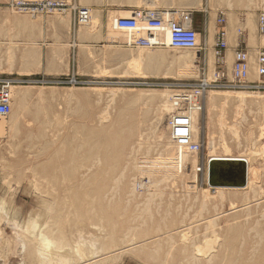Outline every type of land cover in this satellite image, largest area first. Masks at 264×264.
Here are the masks:
<instances>
[{"label": "rangeland", "instance_id": "rangeland-1", "mask_svg": "<svg viewBox=\"0 0 264 264\" xmlns=\"http://www.w3.org/2000/svg\"><path fill=\"white\" fill-rule=\"evenodd\" d=\"M60 1H63L64 3L68 5L67 13L69 14V17L67 18H63L62 13L58 11H54V12H50L46 14H38V15H33L30 12L29 13L24 12V11L22 12V11H19L17 9H13L12 7H10L7 4L8 0H4L3 2L4 4L0 5V74L1 73H12V75L15 77L16 76L30 77V76H22L19 74H29L31 72L37 71L44 57L45 49L47 52L51 53V56H55L56 55L55 54V51H56L55 42L57 41L56 29L59 26L58 23L67 25L69 21L71 22L72 19H73V23H75L74 15H75V11L77 8L86 7L89 10L90 17H89V21L85 25L76 24V27L83 29V31L89 32V34H96L95 38L93 39L94 43L91 46H85L84 47L85 49H83L86 60H90V63H84V65H86L85 69H77L75 71H67L65 73H60V74L45 73V74L36 76L38 78L53 79V78H56L62 75H75L76 77H78V79L82 80L84 83L75 85V86H70V85L69 86H57L54 84L16 85L22 88H29L31 91V97L29 98V100L27 101V104L25 105L26 109L23 110L21 115H19V124L21 125L20 135H17L15 137H12L9 133H4L0 135V264H5V263L6 264H34L35 263L34 261L36 260V258L34 257V255H29V252H28L29 242H27L32 237V232H31L32 228L30 227V223L32 222L36 223L35 232H38L40 229L41 231L44 232L45 230L43 229H46V233H47V230L49 231L48 228H51L52 226V223L50 222L52 220L51 219L52 215H51V212L47 210L48 209L47 203L51 201V197L49 196V194H47V190H46V188L49 187L48 185L49 178L47 180H43L45 179L44 176L39 173L40 162L42 161L44 157V155L41 153V148L39 145L40 140L38 138L39 132L43 130V127L39 125L41 120L44 119L48 121L46 124H44V128L46 131L45 133L49 135H53L54 140H55V143L53 144V146H51L53 148L50 147V150L46 154V156L51 154V152H53L54 149L55 150L62 149L63 150L62 153L66 154V152L68 151V148H67L68 145H66L68 137L81 136L85 131L89 129L104 128V126L106 127L107 125H110L113 119L115 120L116 116L123 109L122 107H125V102H124L125 95L123 94H126V95L127 93L134 94V93H137L139 90H144L148 92L149 91L159 92V91H165L166 89L168 90V91L166 90L167 92L171 91V93H173L172 92L173 90L171 88L165 89V87H148L144 85L135 84L143 80L144 81L157 80V78L155 77L151 76V77H148L147 79H143L142 77H135V76L122 74V72L128 71V69L126 68L125 59L126 57L130 55V53L138 54L140 50L144 52L146 51L149 52V49H138V48L132 49V48H127L123 46V44L115 45V44L107 43L105 39V34L101 36L102 31L106 33V18L110 16L111 11H115V10L127 11L129 15V12L132 9L139 8V7L140 8H154V9H168L165 3L166 0H163V1L160 0V2H158L159 0H153L154 6H148V4L143 3V2H146L147 0H144V1L140 0L141 3L138 0L136 1L134 0H95L94 2L95 4H97L95 7L96 10L92 9L90 6H88L86 2H83L82 0H60ZM206 1H209V4H211L216 9L217 12L218 11L220 12L219 17L224 18L223 24L220 25L217 22V18H218L217 13H215L216 15H213V20L211 21V32L213 33L215 31V27H216L215 25H218L219 29L224 27V23H225L224 13L227 12L229 8L234 9V7H236V9H245L252 13L256 12L257 13V24H258L259 14L264 12V0H250V1L248 0H245V1L244 0H206ZM188 2L190 5L188 4L189 6L186 9L185 8H173V9H179V10H185V11L191 12V14L193 15L194 26L197 27L199 30V32L198 31L197 32L199 33V36H200L199 38L200 47L199 49H197L199 55H198L197 63L195 64L196 67H194L195 75L193 77H186V76H183V77L174 76L173 77L172 76L169 79L165 78V79H158V80H163L167 82V81H171L174 78H176L177 80L197 79L200 77L199 73H200L201 65H204V69H205V72L207 73V76L211 77L215 69L219 66V64L217 63L215 64L214 54H213L212 47H211V45L213 44L212 40L206 43L207 27L204 24L205 21L203 19L202 12H198L199 4L197 5L196 1L194 0H188ZM229 2H231V5H229ZM249 2H251L252 4ZM245 5L247 8L245 7ZM74 6L76 7V9L74 8ZM223 30L225 32V29ZM262 41H263L262 35H259L258 44H261ZM256 50L257 48L255 47L253 52H249L250 54L249 77L252 80H257V76L255 74V63H254L255 57L257 54ZM157 51L159 53L160 52L163 53L164 51L165 55L167 54V56L169 57L177 56L179 54L177 52H173L172 49L169 50L168 48H161V49L158 48V49L150 50L151 53H157ZM188 52L190 54H193L194 50L188 51ZM209 53L213 54V62L210 66L208 65V63H206L208 61L205 58H203L204 57L203 54L209 55ZM227 67H228L227 70H229L230 63H228ZM49 74H53V75H49ZM32 77L35 78V76H32ZM40 89H42L41 97H39L38 95V92H40L39 91ZM112 90H114L113 91L114 94L111 92ZM211 90L212 92H235L237 91V92H248V93L254 92V93H260V94L264 93V91H246V90H231V89L230 90L211 89ZM118 107L119 108L121 107L120 110ZM148 109H149V113L146 116H144L143 119H141V123H140V126L143 125L145 129L144 130L145 132L144 140H143L144 143L142 145L140 152L135 153L130 148L131 146L132 147L134 146L133 145L134 139L138 133L137 132L135 134V131H134L133 136L127 141L125 149L120 155V157L118 158V160L113 161V163L116 165V172H114L112 175L111 174L108 175L107 179H108L109 186L114 185L113 183L115 182L114 179H116L115 178L116 175L118 176V173L120 174V172L124 171L125 168H126L125 174H128V178L130 177V181H132L131 176L135 175V177H137L136 182L138 180H143L145 182L146 180H144V177L142 176L140 177L138 175V172L131 168V164H132L130 162L131 159H133L135 154H136L135 156L137 157H140V158L145 157L147 159L149 158L153 159L154 157L159 156L158 154H164L163 146L156 144V141H157L156 132L157 130H163L165 133H168L167 121L169 119L170 114H165L167 116L158 120L155 113H153L154 106L152 107L141 106L142 112L143 110H148ZM36 110H39L40 112L36 114L35 113ZM102 111L104 112V116H106L107 113L109 115V116L107 115L109 119L106 122H104L105 120L103 122L99 121L101 114H103ZM219 115H220L221 120L224 121V123L228 124V126L236 125L238 128V131L240 132L241 142L240 144L236 145L237 142L233 138L232 140L230 134H228V132L225 131L226 132L225 139H226V143L228 145L229 151H230L229 153L231 155L247 154L249 147L247 146L245 142H243V140L247 138L248 130H251V132L253 133L251 139L255 138L256 140L258 139L257 141L261 142V140L259 139V132L262 131L264 133V128H263L264 127V104L246 103L244 105L243 104L239 105L237 103L230 102V103H225V105L224 104L216 105V107H214L213 109H208L207 105L204 104L203 112H202V122H203V125L205 124L206 126L204 129V135H202L201 138L198 140L199 143H201L200 152L198 153L199 162L202 159L203 161L206 159V155L208 154V151H209L207 149L208 148L207 141H208V137L210 136L214 138L215 151L220 154L223 153V147H222V143H220V134H219L220 125H218ZM57 120L59 121L57 122ZM3 121H5V123H8L9 115L6 119H3ZM28 131L32 134L31 140L23 137V134ZM152 133L154 134L152 135ZM256 144L258 145L259 142H256ZM129 151H132L133 155ZM128 155H130L129 159H128L129 157ZM64 156L62 157L63 159L65 158ZM125 161L129 163L126 164ZM156 161L157 160H154V162H152L151 160L147 162L148 163L151 162L149 164L156 165ZM124 164L126 165V167H124L125 166ZM262 164H263V159L256 158V161L253 163V167L256 170V176L258 177L257 179L258 182H260V184L264 187V178L263 180L261 179V171H260ZM203 174H204V171L197 172V179L195 183L196 188L195 190H193V192L198 191L197 193H199L200 192L199 190L205 187V182L203 180ZM189 181H191V174L185 175L183 178L179 179V181L176 183V187H171L168 183L164 182L161 188L165 191V193L162 195L161 192L153 191L154 195L152 198L151 197L149 198L148 193L143 191L142 188L140 189L137 184L134 186V196L138 195L139 198L137 197L135 198L134 196L130 197L129 195H126L127 193L122 191L121 189L118 188V191H116V189L112 187L113 189L112 188L111 189L112 190L115 189V190L114 191L111 190V192L110 191L108 192L113 193V195L115 191L117 193V194L115 193V196L110 195L112 196V198L114 197L112 199L113 204L115 205V207L121 208V209L124 206V204L126 205L125 207H123V209L125 208L126 210H128L127 215H129L130 217L134 216L132 219H135V220H133L134 222H132L133 224L131 223V225L134 229L137 228L135 229L137 233L138 232L140 233L138 235L135 233L136 231L133 232L134 229L131 230L132 232L129 233V237H128L129 239L127 238L128 236L127 235L126 236L127 241H125L123 237L124 232H122L123 230H121V232H118V236H121V237H120V240L116 242L117 245L119 246L126 245L128 243V240L132 239L130 238V234L131 235L134 234V236L133 235L131 236L133 237V239H135L134 241H139L141 239L143 240L152 235L163 234L164 232L169 233L171 231L169 234H171V236H173L174 238L172 239L173 241L172 240L168 241L166 239L165 243L163 242L164 239L161 240L162 241L161 247H156V248L153 247L154 245L156 246V245H159L160 243L151 244L149 246H147L148 244L145 245L147 246L146 247L147 252L149 251V253L147 254L139 252L137 248L134 251H127V252L120 253L117 255V257L106 260L104 263L109 264L111 262L110 264H163V263L164 264H193V263L194 264L196 263L197 264H209L213 260L210 264H215V263L216 264H264V214H261L264 212V210L262 209L264 207V202H260L259 204L257 205L255 204L254 206H252V208L248 211L249 213L242 212V211L230 212L229 208H231V206L228 204H231L233 206L234 205L240 206L243 204L244 201L251 200L253 196V194L251 192H248L247 190L246 191H236L235 196L229 197V195L226 193L224 194L223 200L219 201V198H217L213 200L214 202L206 206L204 209L201 208L203 210L202 212H199L200 208L198 209V207H200L199 205L200 201L195 200V194L193 193L191 194L185 188L186 185H191L190 183H188ZM180 184L182 185V187ZM189 190H192V188ZM208 191L212 197L217 195V193L213 189H210ZM260 191H261V195H258L255 199H258L259 197L262 196L264 189ZM110 196L108 195V197ZM186 197H188V202L186 201L187 200ZM246 197L248 200H246ZM153 198H156V199L154 200ZM147 199L149 201H147ZM126 201L129 204L128 203L126 204ZM185 201H186V206H184ZM140 202L142 204H140ZM157 202L158 203L160 202L159 203L160 205H158ZM218 202L220 204H218ZM196 203L199 206L196 205ZM138 204H140L139 207H138ZM146 204H147V208L149 207L148 209L150 210V214L152 215L151 220H150V216L148 215L149 213L147 214L146 212L147 211L146 207H145L146 211L144 210V208H142L143 205H146ZM169 204L171 205V207L169 206ZM177 204H180L179 205L180 208H178ZM135 205L137 207H135ZM157 205L158 207L156 209ZM214 205H215L216 210L214 207H211ZM165 206L167 207L165 208ZM186 207H188V209L191 207L190 208L191 211L190 210L188 211ZM134 208H137V209H134ZM141 208L144 211L141 213L140 216H138V218L143 219V216H145L144 218L146 219L138 220V218L136 217L137 215L140 214ZM167 209L169 210L170 213L167 212L168 211ZM175 209H178V210H175ZM134 210H136L137 212H135ZM179 210H180V213L178 212ZM196 210H198V213H200L201 215L198 213L196 214L195 213L197 212ZM155 211L159 216H157ZM185 211L187 212L185 213ZM131 212H132V215H131ZM193 212L196 215H194ZM223 212L224 213L230 212V213L226 215H220ZM191 213L193 214V216ZM165 214L169 216H166L165 218L164 217ZM183 214H186V215L182 218ZM178 215L180 218L178 217ZM215 215L216 216L218 215V216L217 218L214 219L215 221L214 223H216V225L213 223L214 227L212 231V226L206 225L205 218L210 219V218L216 217ZM246 215L250 217H247ZM261 215H263L262 218H261ZM146 216L148 217L149 221H147ZM174 217H177L175 218L176 220L178 219L179 221L180 220L182 221L183 219L184 221H182L181 223V221L179 222L178 220L177 221L173 220ZM191 217H193V219ZM46 218H48L47 219L48 224L44 222ZM233 218H234V222H233ZM140 221L141 222L144 221L145 223L141 224ZM161 221H163L164 224H162L163 222L161 223ZM188 222H190L191 225ZM137 223H138V227H137ZM158 223L159 225L160 224L162 225L159 227L160 229L158 228L159 226ZM45 224H47V226ZM187 224H189L190 226L188 225L189 227H183L184 225H187ZM218 224L221 226L218 227ZM14 225H17V226H14ZM205 226H207V228H205ZM144 227H146V229L141 231L142 229H144ZM154 228H155L156 234L153 233ZM164 228H166L167 230ZM194 228H196V230ZM248 228L249 229L251 228L252 230H249ZM97 229H99V227ZM97 229L90 228V231H92L93 234L94 233L99 234V231ZM102 229H105V227ZM183 229H185L184 231L187 230L186 231L187 233H189L188 231H190L189 234L191 237L188 234V235H185V237L187 236L186 237L187 239L185 238V240H181L180 230L183 231ZM188 229H191V230H188ZM204 229L205 231L207 230V233L203 232ZM156 230L160 232L158 231L156 232ZM176 230L180 232H177ZM86 231H88V229H85L83 235L85 234ZM144 231H146L147 233H145ZM184 231H183V234H187ZM211 231L213 234L210 233ZM196 232H197V238H196ZM201 233H203L205 236ZM143 234H147V236ZM256 234L258 236H256ZM50 235L54 236L53 233L49 234L48 232V236ZM192 235H194V237H192ZM85 236L88 237L87 235ZM211 236H213V238ZM206 237L207 238L209 237L212 239V240L210 239L211 242H209L210 240L207 239L208 241L206 245L213 242L210 246H208L210 247V249L203 248L204 246H201V245H205L204 241L206 240ZM201 239H205V240L202 241ZM102 240L106 241V239H103V238ZM23 242H25V245H23ZM92 242L89 244L90 246ZM242 242L244 243L241 244ZM81 243L83 245L80 244L79 246H81L82 249L84 246V249L83 250L81 249V251H84L83 252L84 254L83 256H80V257H82L83 259H86L87 256L85 254L87 251L89 254V255L87 254L88 255L87 258L89 259H90V256L93 257V255H97L99 253L98 252L97 254L92 255V253H96L98 249L100 253L103 252L101 251L102 249L99 248L100 240H97L96 244H94L96 246L92 244L93 246L92 248L95 247L97 249V251H93L92 253H89L90 252L89 250L92 249V248H89L88 246L89 242H86V243L81 242ZM168 243H170L172 247L170 246V244L168 246ZM197 244L201 247H199ZM73 245L75 246V241L74 239H71L69 242V248L71 247L73 248ZM185 245H187L186 251L187 252L190 251L188 255L194 254L193 256H195L196 258L194 257L193 259V256L189 257L188 255L182 256V254L179 253V251L182 250L181 247H184ZM193 245L194 247H192ZM196 245L200 249H206L204 251L205 252L207 251L208 253L206 252L205 254L202 252L204 256H201L202 254L195 255L196 252L194 249L195 247H197ZM251 246L252 248L253 247L254 248L252 249ZM69 248L67 251H65L64 249L60 250L61 253L62 254L64 253L65 256H68L69 258L68 260H70L68 262L66 261L67 263L65 264H69V262L70 264H74V263H77L78 261H81L79 259L77 260V258L75 259V257L78 256V253H75L76 249L72 251ZM213 248L215 251L212 250ZM191 249L195 253L194 252L191 253L192 251ZM75 254L77 255L75 256ZM167 255L168 257H166ZM209 256L211 257L210 261H209V258H210ZM223 256L225 257L223 258ZM207 257L209 258L206 259ZM57 264H60V263H57Z\"/></svg>", "mask_w": 264, "mask_h": 264}, {"label": "bare ground", "instance_id": "bare-ground-1", "mask_svg": "<svg viewBox=\"0 0 264 264\" xmlns=\"http://www.w3.org/2000/svg\"><path fill=\"white\" fill-rule=\"evenodd\" d=\"M82 1L86 2V3H91L92 0H82ZM134 1H136V0H134ZM138 1L140 2V0H138ZM248 1H250V0H248ZM2 2H4V0H2ZM139 2H137V3H139ZM158 2H160V0ZM143 3L148 4V6H154L153 0H147L146 2H143ZM249 3H251V2H249ZM245 7H246V5H245ZM74 8L76 9L75 6H74ZM62 15H63L62 16L63 18L69 17V14L67 13V9L62 12ZM125 16H129L127 11H118V10L111 11L110 16L109 17L107 16L108 18H106V33H105V39H106L107 43L120 45L127 40V35L124 32L116 29L115 24H114L115 19L117 17H125ZM254 20L255 19H253V17L250 14L247 16V26L249 28H252V26H253L252 24H253ZM257 27H258V24H257ZM211 37H212V34H211ZM199 38H200V36L198 35L197 36V42L200 43ZM262 39H263V41L261 44H258V42H254L256 39L253 41V44L257 48V50H256L257 52L259 49L264 48V36H262ZM161 40L166 42L167 36H163ZM137 48L138 49H149V52H147V51L144 52V51L138 50L139 51L138 54H133V53L131 54L130 53V55L128 57H126V59H125L126 68L128 69V71L122 72L123 75L142 77L143 79H147L148 77H151V76L155 77L157 79H165V78L169 79L172 76L173 77L174 76L193 77L195 75V68L194 67H196L195 64L197 63V59H198V55H199L197 49H199V48L192 49V50H194L193 54H190L188 52V51H192V50L172 49L173 52L179 53L177 56H173V57H169V56H167V54L165 55L164 51H163L164 54L162 52L159 53L158 51H157V53H151L150 50H152V48L136 47V49ZM161 48H168L169 50L171 49L169 47H160V49ZM203 55H204L203 58H205L208 61V62H206V61L205 62L208 63V65L210 66L213 62V54L209 53V55L208 54L207 55L203 54ZM255 74H256V67H255ZM174 79H176V78H174ZM121 83H123V82H121ZM163 87H165V89L169 88L168 85L163 86ZM41 90L42 89H40L39 90L40 92H38L39 97L42 96ZM166 90L165 91H159V92H156V91L155 92H153V91L148 92V91H144V90H139L137 93H134V94H130V93L129 94L127 93V95L123 94V95H125L124 96L125 107H122L123 109L116 116L115 120L112 118L113 122L111 121V124L107 125L106 127L104 126V128L89 129V130L85 131L81 136L68 137L67 144H66V145H68L67 146L68 151L66 152V154L62 153L63 152L62 149H59V150L54 149L53 152H51V154L46 156V154L50 150V147L53 146V144L55 143V140H54L53 135H49V134L45 133L46 131L44 128V124H46L48 121H46L44 119L41 120L39 125L43 127V130H41L39 132L38 138L40 140L39 145L41 148V153L44 155V157H43L42 161L40 162L39 173L44 176L45 179H43V180H47L49 178V180H48L49 187L46 188V190H47V194H49V196L51 197V201L47 203V205H48L47 210H49V212H51V215H52V217L50 216L52 220L51 219H50L51 221L49 220L52 223V226H51V228H48L49 231L47 230V233H46V229H43V230H45L44 231L45 233L43 231H41V229L38 232H35L36 223L35 222L30 223V227L32 228V231H31L32 237L27 242H29L28 243L29 255H34V257L36 258V260L34 261L35 262L34 264H57V263L65 264L68 261H70V260H68L69 259L68 256H65L64 253L62 254L60 250L64 249L65 251H67L69 248V242L71 239H74L75 246L73 245V248L71 247L69 249L72 251H74L76 249L75 253H78V256L75 257V259L77 258V260L78 259L81 260V261H78L77 263H74V264H102L106 260H109L111 258L113 259V258L117 257V255L120 253L127 252V251H134L137 248H138L137 250L139 252L147 254V253H149V251L147 252V250H146L147 246H149L151 244H155V243H157V244L160 243L159 245H156V246L154 245L153 247H155V248L161 247V242H162L161 240L164 239L163 242L165 243L166 239L169 241V240H172L174 238L173 236H171V234H169L171 231L169 233L164 232L163 234H156L155 228H154L153 233H155L156 235H152V236L145 238V236H147V234H143V235H145L144 236L145 239H143V240L141 239L139 241H134L135 239H133V237H131L132 235L134 236V234H132V235L130 234V238H132V239L128 240V243L126 245H123V246L117 245L116 242H118L120 240V237H121V236H118V232H121V230H123L122 231V232H124L123 237H124L125 241H127L126 239L129 237V233L132 232L131 230L134 229L132 227L131 223L134 222L133 220H135V219H132L134 216L130 217L129 215H127L128 210H126L125 208L123 209V207L126 206L125 204L122 207V209L115 207V205L112 202L113 201L112 199L114 197L112 198V196H110V195H113V193H110L113 188H115L116 191H118V188H119L122 191L126 192L127 193L126 195L133 197L134 196V186L137 184L140 189L142 188L143 191L148 193L149 198L150 197L152 198L154 195L153 191L161 192L162 195L165 193V191L161 188L162 184L164 182L168 183L171 187H176V183L179 181V179L183 178L185 175L191 174V181L188 182L191 185H186L185 188L191 194L192 193L195 194V200L200 201V203H199L200 207H198V209L200 208L199 212H202V210L206 206H208L209 204L214 202L213 200H215L217 198H219V201L223 200L224 194H226V193L229 195V197L235 196L236 191H246L247 190L248 192H251L253 194V196H252L251 200H248L246 197V200H248V201H244L243 204L240 206H235V205L233 206L231 204H228L231 206V208H229L227 206L230 209V212L242 211V212L247 213L252 208V206H254L255 204L257 205L260 202H264V195H263L264 192L262 193L261 197H259L258 199H255L258 195H261L260 190H263L264 187L260 184V182H258V180H257L258 177L256 176V170L253 167V163L256 161V158L263 159V164H262V167L260 169L261 179L263 180V178H264V133L262 131L259 132V139L261 140V142H260V141H257L258 139L257 140L255 138H253L254 140L251 139L253 133L251 132V130H248L247 131V138H245V140H243V142H245L247 144V146L249 147L247 154H245V155L244 154L243 155H231L229 153L230 151H229L228 145L226 143V139H225V133L226 132L225 131H227L228 134H230L231 139L233 138L237 142L236 145L240 144V142H241L240 132L238 131V128L236 125L228 126V124L224 123V121L221 120L220 115L218 118V125H220L219 134H220V143H222V147H223V153L222 154L215 151V141H214V138L212 136H210V137H208V141H207V146H208L207 149L209 151H208V154L206 155V159L204 161L202 159L199 162V157H198L199 152L198 153L197 152H195V153L187 152L186 150L174 145V143L171 141L168 133H165L163 130H157V132L155 131L156 135H157L156 136V138H157L156 144L163 146L164 154H158L159 156L154 157L153 159H151V158L147 159L145 157L140 158V157L135 156L136 155L135 154L133 159H131V161H130L132 163L131 168L136 170L138 172V175L140 177L141 176L144 177V180H146V181L144 182L143 180H138L136 182L137 177H135V175L131 176L132 181H130V177L128 178V174H125L126 168L125 169L123 168L124 171H121V172L119 171L120 174L118 173V176L116 175V177H115L116 179H114L115 182L114 181H113L114 183L112 182L114 185L113 186L108 185V179H107L108 175H110V174L112 175L114 172H116V165L113 163V161L118 160V158L120 157V155L122 154V152L125 149L127 141L133 136L134 131H135V134L137 132L138 133L134 139V144H133L134 146L132 147L131 146L132 144H131L130 148L135 153L140 152V150L142 148V145L144 143L143 140H144V133H145L144 130L145 129H144L143 125L140 126V123H141V119H143V117L149 113V109L143 110V112H142L141 106H146V107L154 106L153 113H155L158 120L167 116L165 114H170L171 111L173 110V106H172V103L170 101V98L174 95L175 91H172L173 93H171V91L167 92L168 90L167 91ZM113 91L114 90H112L111 92L113 93ZM9 95H10L9 121H8V123H5V121L0 120V135H2L4 133H9L12 137H15L17 135H20L21 125L19 124V115H21L23 110L26 109L25 105L27 104V101L31 97V91L29 88H22L20 86L13 85L9 89ZM99 95H101V94H99ZM86 97H85V99H86ZM230 102L237 103L239 105H242V104L244 105L246 103L264 104V93L260 94V93H254V92L248 93V92H237V91H235V92H212V90H208L206 93V96H205V100H204V104L207 105L208 109H213L214 107H216V105H220V104L225 105V103H230ZM120 108H119V110H120ZM74 109H76V108H74ZM39 112H40L39 110L35 111L36 114H38ZM188 112H189L188 114L190 117L191 139L194 142L195 141L199 142L198 140L201 138L202 135H204V129L206 126L205 124L203 125V122H202L203 108L199 111L194 107H190L188 109ZM99 114H101V113H99ZM107 115H108V113H107ZM107 115L104 116V112H103V114H101V117L99 118V121L103 122L105 120L104 122H106L109 119L107 117ZM95 116H96V114H95ZM154 118H155V116H154ZM163 120H165V119H163ZM58 121L59 120H57V122ZM97 121H98V119H97ZM108 122H110V121H108ZM159 124H160V122H159ZM97 125H99V124H97ZM259 129H260V127H259ZM153 134L154 133H152V135ZM23 137L31 140L32 134L28 131V132L23 134ZM65 142H66V140H65ZM256 142H259V144L257 145ZM51 148H53V147H51ZM67 148H66V150H67ZM230 149H231V147H230ZM129 152L131 154L133 153L132 151H129ZM130 155H128L129 156L128 159L130 158ZM63 156L65 157L64 159L62 158ZM144 156H145V154H144ZM211 159L212 160H214V159H241V160L245 161L246 166H247V177H246L245 185L243 187H240V188H236V187H211L207 182L208 161ZM151 160H152V162H154V160H157L156 165L149 164L151 162H149V163L147 162V161H151ZM128 163L129 162H126V164H128ZM200 164L203 166V171H204L203 180L205 182V187H203L201 190H199L200 192L197 193L198 191L193 192V190H195V188H196V186H195L196 179H197V171L196 170H197V166ZM124 167H126V165ZM134 170H133V172H134ZM181 187H182V185H181ZM191 188H192V190H189ZM210 189H213L217 193V195L212 197L208 191ZM114 190H112V191H114ZM108 191H110V192H108ZM116 191L114 192L113 196H115ZM186 194H187V192H186ZM108 195L110 197H108ZM134 197L139 198L138 195L134 196ZM186 198H187V200L186 199L185 200L188 202V197H186ZM126 199H128V198H126ZM153 199L155 200L156 198H153ZM147 201H149V200L147 199ZM186 201L184 203V206H186ZM123 202H125V201H123ZM130 202H132V201H130ZM141 202H140V204H142ZM192 202H193V200H192ZM117 203H118V201H117ZM127 203L128 202L126 201V204ZM133 203H134V201H133ZM144 203H146V202H144ZM159 203H158V205H160ZM140 204H138V207ZM170 204H169V206L171 207ZM175 204H176V202H175ZM218 204H220V203L218 202ZM148 205H150V204H148ZM158 205L156 206V209H157ZM179 205L180 204H177L178 208H180ZM191 205H189V206H191ZM194 205H195V203H194ZM196 205H198V204L196 203ZM135 207H137V206L135 205ZM145 207H146L147 211H146ZM166 207L167 206H165V208ZM188 207H186V208L188 209ZM211 207L215 208V205L211 206ZM142 208H144V210L147 212V214L149 213L148 215L150 216V220H151L152 215L150 214V210L148 209L149 207L147 208V204L143 205ZM142 208H141V212L139 211L140 214L138 212L139 215H137V217L135 216L136 218H138V216H140L141 213L144 211ZM190 208L188 209V211L190 210ZM201 208H203V209H201ZM134 209H137V208H134ZM262 209L264 210V207ZM175 210H178V209H175ZM215 210H216V208H215ZM134 211L137 212L136 210H134ZM156 211H155V213H156ZM158 211H160V210H158ZM196 211L197 212H195V213L197 214L198 210H196ZM167 212H169V210ZM178 212L180 213V210ZM186 212L187 211H185V213ZM230 212H225V213L223 212L220 215H226ZM195 213L193 212L194 215H196ZM193 214H192V216H193ZM198 214H200V213H198ZM261 214H264V212ZM131 215H132V212H131ZM142 215H144V214H142ZM185 215L186 214H183L182 218ZM157 216H159V215L157 214ZM166 216H169V215L165 214L164 217L166 218ZM189 216H191V215H189ZM199 216H198V218H199ZM213 216H211V217H213ZM217 216L210 218V219L205 218L206 225L212 226V231H213V227H214L213 225L214 224L216 225V223H214L215 222L214 219L217 218ZM144 217L145 216H143V219H146ZM178 217H179V215H178ZM247 217H250V216H247ZM262 217H263V215H261V218ZM175 218H177V217H174L173 220H176ZM191 218L193 219V217H191ZM246 218H245V220H246ZM47 219L48 218H46V220L44 222H46L48 224ZM139 219L140 218H138V220ZM143 219L141 218L140 220H143ZM258 219H260V218H258ZM147 221H149L148 217H147ZM182 221H184V220L182 219ZM182 221H181V223H182ZM162 222L163 221H161V223ZM190 222H188V223L190 224ZM200 222H202V221H200ZM233 222H234V218H233ZM254 222H255V220H254ZM142 223H145V222L142 221L141 224ZM150 223H151V221H150ZM159 223H158V225H159ZM193 223H192V225H193ZM47 224H45V225L47 226ZM162 224H164V222ZM172 224H174V223H172ZM189 224L184 225L183 227H189L191 225V224L190 225ZM14 226H17V225H14ZM143 226H144V224H143ZM160 226H162V225L160 224L158 226V228ZM207 226H205V228H207ZM220 226L221 225L218 224V227H220ZM98 227H99V229H97ZM104 227H105V229H102ZM137 227H138V223H137ZM90 228L91 229H93V228L97 229L99 231V234H97V233L93 234L92 231H90ZM196 228H194V229L196 230ZM85 229H88V231H86L85 234L83 235ZM135 229H137V228H135ZM135 229L133 232L136 231ZM145 229H146V227H144V229H142L141 231H143ZM164 229H166V228H164ZM170 229H171V227H170ZM185 229H183V231ZM158 230H156V232ZM188 230H191V229H188ZM249 230H252V229L250 228ZM174 231H175V229H174ZM180 231H181V234H180L181 240H185V238L187 237V236L185 237V235H188L190 233V231H188L189 233L186 232L187 230L184 231L187 234H183L182 230H180ZM180 231H177V232H180ZM212 231L210 233H212ZM48 232H49V234L53 233L54 236H52V235L48 236ZM144 232L147 233L146 231H144ZM158 232H160V231H158ZM203 232L207 233V230L205 231V229H204ZM135 233L138 235L140 234L139 232L137 233V231ZM201 234H203V233H201ZM74 235H76V236H74ZM85 235H87L88 237H86ZM247 235H248V233H247ZM126 236H127V238H126ZM189 236H190V234H189ZM256 236H258V235L256 234ZM192 237H194V235H192ZM211 237L213 238V236H211ZM102 238L106 239V241H103ZM196 238H197V232H196ZM202 238H204V237H202ZM207 239L210 240L211 238L206 237V240L201 239L202 241H204V240L206 241V243L204 241L205 245H201V246H204L203 248H209L210 249V247H208V246H210L213 242L206 245L207 241H208ZM229 239H231V238H229ZM97 240H100L101 247L99 245V248L102 249L101 250V251H103L102 253H100L99 249L97 251V249L95 247L92 248L93 247L92 244L93 245L96 244ZM211 240L209 242H211ZM92 241H94L95 243ZM81 242H83V243L89 242L88 246H89V248H92L89 250L90 251L89 253H92L93 251H97L96 253H92V255L97 254L98 252L99 253L97 255H93V257L90 256V259H89V258H87L89 254H88V251L86 249L87 252L85 255L87 257L85 256L86 259H83L82 257H80V256H83V254H84L83 253L84 251H81L82 247L79 246L80 244L83 245ZM91 242H92V244L90 246L89 244ZM122 243H123V241H122ZM243 243L244 242H242L241 244H243ZM169 244L170 243H168V246H169ZM23 245H25V242H23ZM145 245H147V246H145ZM174 245H175V243H174ZM190 245H192V244H190ZM94 246H96V245H94ZM170 246L172 247L171 244H170ZM186 246L187 245L184 246L185 248L181 247L182 250L179 251V253L182 254V256H185V255L187 256L190 252V251L189 252L186 251ZM198 246L195 247V249H194L196 253L192 249H191L192 250L191 253L194 252L195 255H199V254H202V252H203L206 254L207 251L206 252L204 251L206 249H200V248H198ZM201 246H199V247H201ZM79 247H81V248H79ZM192 247H194V245ZM192 247H190V248H192ZM77 248L80 250H78ZM251 248H252V246H251ZM83 249H84V246H83ZM93 249H95V250H93ZM209 249H208V251H209ZM212 250H214V248ZM211 252H213V251H211ZM223 252H224V250H223ZM213 254H211V255H213ZM76 255L77 254H75V256ZM156 255H157V253H156ZM193 255L190 254L188 256L192 257ZM201 256H204V255L202 254ZM166 257H168V255ZM194 257L195 256H193V259H194ZM209 257H207L206 259H208ZM224 257L225 256H223V258ZM184 259H185V257H184ZM210 259H211V257L209 258V261H210ZM20 261H21V259H20ZM196 261H197V259H196ZM69 264H70V262H69Z\"/></svg>", "mask_w": 264, "mask_h": 264}, {"label": "built area", "instance_id": "built-area-1", "mask_svg": "<svg viewBox=\"0 0 264 264\" xmlns=\"http://www.w3.org/2000/svg\"><path fill=\"white\" fill-rule=\"evenodd\" d=\"M4 4L0 0V5ZM7 4L13 9L30 12L33 15L46 14L54 11L63 12L68 5L60 0H8ZM222 16V15H221ZM89 10L86 7L77 8L74 15L75 24L85 25L89 21ZM217 22L222 25L223 17ZM115 28L127 35L122 43L127 48L146 47L157 49L169 47L176 50H192L200 47L197 42L199 33L193 27L192 14L179 9L135 8L129 16L117 17ZM258 33L264 36V12L258 16ZM224 30L220 32V39L215 42L214 55L221 62L211 77L207 76L204 65L200 66V77L194 80L139 81L136 85L148 87H163L168 85L174 95L170 98L173 110L167 121V129L174 145L189 153L200 152L201 145L191 139L190 117L188 109L194 107L201 110L205 96L211 89L264 91V48L259 49L255 57L257 80L249 77L250 54L246 48H237L233 53V62L227 70L223 62V50L226 43L223 38ZM167 36V41L162 37ZM161 38V39H160ZM174 80V81H173ZM84 83L75 75H62L53 79L19 76H0V120L6 119L10 112L9 89L13 85H49L75 86ZM197 172L203 171V166H197Z\"/></svg>", "mask_w": 264, "mask_h": 264}, {"label": "crops", "instance_id": "crops-1", "mask_svg": "<svg viewBox=\"0 0 264 264\" xmlns=\"http://www.w3.org/2000/svg\"><path fill=\"white\" fill-rule=\"evenodd\" d=\"M92 0L91 3H87L92 9L96 10L95 7L97 4ZM199 6L198 12H202L204 24L207 27L206 34V43L212 40L213 44L211 45L212 51L214 54V45L217 40L220 39V32L225 29L223 38L226 42V48L223 50V62L226 65H230L233 61V53L237 48H246L249 52L254 51V42H258V30H257V13L247 11L245 9H234L229 8L227 12L224 13L225 23L224 27L219 29L218 25H215L214 33L211 32V21L213 20V15L217 17L220 16V12L209 4V1L206 0H194ZM166 6L168 9L173 8H188L190 5L188 0H166ZM189 4V5H188ZM231 5V2H229ZM251 15L253 19V26L249 28L246 24L247 16ZM193 19V15H192ZM215 19V17H214ZM231 20V21H230ZM215 23V22H214ZM56 29L57 41L55 42L56 51L55 56H51L50 52L44 51V57L41 61L39 69L35 72L29 74H19L22 76H39L45 73H54L60 74L67 71H75L77 69H85L86 65L84 63H90V60H86L84 47L91 46L94 43V38L96 34H89L87 31L76 27V24L73 23V19L67 25L58 23ZM193 27L199 32L198 28ZM219 30V31H217ZM70 31V32H69ZM104 31L101 32L103 36ZM212 34V37H211ZM252 37V38H251ZM252 41V42H251ZM257 44V43H256ZM215 64H220L221 60L214 55ZM218 66V65H217ZM17 74V73H16ZM53 75V74H49ZM0 76H13L12 73H1Z\"/></svg>", "mask_w": 264, "mask_h": 264}, {"label": "water", "instance_id": "water-1", "mask_svg": "<svg viewBox=\"0 0 264 264\" xmlns=\"http://www.w3.org/2000/svg\"><path fill=\"white\" fill-rule=\"evenodd\" d=\"M247 166L241 159H214L208 161L207 182L211 187H243Z\"/></svg>", "mask_w": 264, "mask_h": 264}]
</instances>
